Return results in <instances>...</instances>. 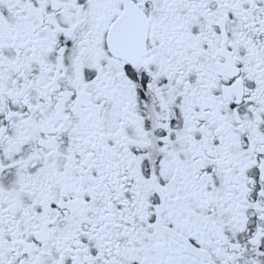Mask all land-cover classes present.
<instances>
[{"label": "snow or ice", "instance_id": "obj_1", "mask_svg": "<svg viewBox=\"0 0 264 264\" xmlns=\"http://www.w3.org/2000/svg\"><path fill=\"white\" fill-rule=\"evenodd\" d=\"M0 264H264V0H0Z\"/></svg>", "mask_w": 264, "mask_h": 264}]
</instances>
